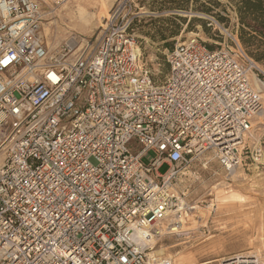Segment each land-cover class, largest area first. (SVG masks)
Here are the masks:
<instances>
[{
	"label": "built area",
	"instance_id": "obj_1",
	"mask_svg": "<svg viewBox=\"0 0 264 264\" xmlns=\"http://www.w3.org/2000/svg\"><path fill=\"white\" fill-rule=\"evenodd\" d=\"M65 1L0 0V264H171L148 243L181 232L182 167L213 150L228 172L239 163L263 105L252 62L193 35L156 83L132 0L78 49L51 51L43 7ZM249 155L263 164L260 143Z\"/></svg>",
	"mask_w": 264,
	"mask_h": 264
},
{
	"label": "rangeland",
	"instance_id": "obj_2",
	"mask_svg": "<svg viewBox=\"0 0 264 264\" xmlns=\"http://www.w3.org/2000/svg\"><path fill=\"white\" fill-rule=\"evenodd\" d=\"M117 1L70 0L57 8L50 4L53 9L44 5L46 16L41 32L49 49L67 44L76 50L81 39H93ZM237 2L132 0V31L152 79L162 83L167 77L168 49L162 47L165 41L172 42L174 47L177 42L197 35L209 50L237 45L252 62V87L264 94V68L253 58L261 49L260 40H251L253 44L247 47L240 41ZM262 103V110L252 122L251 134L237 146L239 163L233 171L222 166L215 150L180 169L174 188L187 212L181 232L156 240L148 250L150 256L169 259L171 264H220L222 258L238 255L264 258V162L256 164L249 155L257 143L264 150V98ZM166 170L165 165L159 168L160 173ZM229 193L239 198L225 202Z\"/></svg>",
	"mask_w": 264,
	"mask_h": 264
},
{
	"label": "trees",
	"instance_id": "obj_3",
	"mask_svg": "<svg viewBox=\"0 0 264 264\" xmlns=\"http://www.w3.org/2000/svg\"><path fill=\"white\" fill-rule=\"evenodd\" d=\"M236 12L240 23L239 39L246 47L253 44L251 40H260L261 49L253 58L264 68V0H238ZM162 47L171 50L173 43L165 41Z\"/></svg>",
	"mask_w": 264,
	"mask_h": 264
},
{
	"label": "bare ground",
	"instance_id": "obj_4",
	"mask_svg": "<svg viewBox=\"0 0 264 264\" xmlns=\"http://www.w3.org/2000/svg\"><path fill=\"white\" fill-rule=\"evenodd\" d=\"M68 1H70V0H67V1H65V2H63V3H61V4H59V5H56V7H54V8H57V6H61V5H64L65 3H67ZM49 7H51L50 9H53L52 8V5H50V4H47ZM103 14H105V13H103ZM100 20V19H99ZM261 97L262 98H264V94H262L261 95ZM230 167V166H229ZM228 167V168H229ZM234 169H231L230 168V172L231 171H233ZM231 192V191H230ZM239 197H238V195L237 194H235V193H229V194H227L226 195V197H224V201L225 202H230V201H233L234 199H238ZM184 205V202H183V200H180V203H179V207H181V206H183ZM183 221V220H182ZM154 243V240H151L150 239V241H149V243H148V245L150 244L151 245V249H152V244ZM245 255H238V256H235V257H231V258H229V257H225V258H222L221 259V261H227V260H229L228 262H226V263H224V264H245L246 262H249L248 260H241V259H239V260H237V261H232V259H234V258H239V257H244ZM251 256V255H250ZM249 255L248 256H245V257H250ZM176 263V262H175Z\"/></svg>",
	"mask_w": 264,
	"mask_h": 264
}]
</instances>
